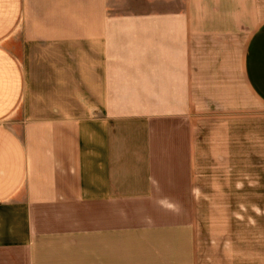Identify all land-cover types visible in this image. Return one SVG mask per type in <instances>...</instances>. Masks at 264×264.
I'll return each instance as SVG.
<instances>
[{"label": "crops", "instance_id": "crops-1", "mask_svg": "<svg viewBox=\"0 0 264 264\" xmlns=\"http://www.w3.org/2000/svg\"><path fill=\"white\" fill-rule=\"evenodd\" d=\"M233 94L264 105V0H0V264H201Z\"/></svg>", "mask_w": 264, "mask_h": 264}, {"label": "rangeland", "instance_id": "rangeland-1", "mask_svg": "<svg viewBox=\"0 0 264 264\" xmlns=\"http://www.w3.org/2000/svg\"><path fill=\"white\" fill-rule=\"evenodd\" d=\"M230 100L229 122L203 123L211 148L197 210L201 264H264V105L250 94L248 107Z\"/></svg>", "mask_w": 264, "mask_h": 264}]
</instances>
